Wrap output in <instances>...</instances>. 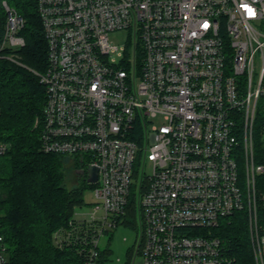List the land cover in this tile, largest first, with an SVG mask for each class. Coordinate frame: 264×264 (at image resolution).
<instances>
[{
  "label": "built area",
  "instance_id": "2783aa9c",
  "mask_svg": "<svg viewBox=\"0 0 264 264\" xmlns=\"http://www.w3.org/2000/svg\"><path fill=\"white\" fill-rule=\"evenodd\" d=\"M34 1L47 43V67L34 72L46 93L41 150L79 159L86 182L98 170L91 212H74L54 243L97 264L100 237L133 195L131 264H235L213 230L239 213L264 264V0ZM24 25L0 0V60L27 68Z\"/></svg>",
  "mask_w": 264,
  "mask_h": 264
},
{
  "label": "trees",
  "instance_id": "16d2710c",
  "mask_svg": "<svg viewBox=\"0 0 264 264\" xmlns=\"http://www.w3.org/2000/svg\"><path fill=\"white\" fill-rule=\"evenodd\" d=\"M14 6L25 19L21 31L25 46L20 56L28 69L0 60V140L7 145V151L0 156V232L7 245L8 264H84L80 245L60 248L53 235L67 228L75 209L83 205V191L94 185L83 179L79 186L68 189L66 162L77 164L79 159L41 150L46 93L34 72L42 74L47 67V43L35 1L16 0ZM262 129L258 118L257 148ZM259 182L264 193V177ZM135 214L132 195L120 220L137 231ZM259 218L264 227V198L259 203ZM213 233L222 240L235 264H255L243 213L221 223ZM109 252H100L97 264ZM129 253L131 264L133 252Z\"/></svg>",
  "mask_w": 264,
  "mask_h": 264
},
{
  "label": "rangeland",
  "instance_id": "374dc122",
  "mask_svg": "<svg viewBox=\"0 0 264 264\" xmlns=\"http://www.w3.org/2000/svg\"><path fill=\"white\" fill-rule=\"evenodd\" d=\"M7 1L10 4L16 2V0ZM111 38L119 47H123L125 44V32H119L115 35L111 34ZM151 123L158 126L162 123V120L157 117L151 120ZM65 166L68 169L66 178L67 188L70 189L79 186L82 182L81 180L84 179L83 175L78 172L80 166L71 160H68ZM150 171V164L147 163L145 172L146 174H150ZM93 201V188H86L83 191V205L75 209V218L81 219L90 213V207ZM135 239L136 233L134 229L125 223H121L120 220L115 228H109L99 239L100 252L105 250L110 251L108 255L104 256L100 264H128L129 252L134 246ZM134 264H140V259L136 258Z\"/></svg>",
  "mask_w": 264,
  "mask_h": 264
},
{
  "label": "water",
  "instance_id": "95a60500",
  "mask_svg": "<svg viewBox=\"0 0 264 264\" xmlns=\"http://www.w3.org/2000/svg\"><path fill=\"white\" fill-rule=\"evenodd\" d=\"M97 168L92 166L87 168V172H88V179L87 182L89 184H95L97 182Z\"/></svg>",
  "mask_w": 264,
  "mask_h": 264
},
{
  "label": "flooded vegetation",
  "instance_id": "af4514ba",
  "mask_svg": "<svg viewBox=\"0 0 264 264\" xmlns=\"http://www.w3.org/2000/svg\"><path fill=\"white\" fill-rule=\"evenodd\" d=\"M78 172H79V174L83 175L84 172H85V168L82 167V166H80ZM131 251L133 252V254H132V255H133L132 258H134V257L137 255V250H135V249L133 250V248H132ZM129 256H130V253H129Z\"/></svg>",
  "mask_w": 264,
  "mask_h": 264
}]
</instances>
